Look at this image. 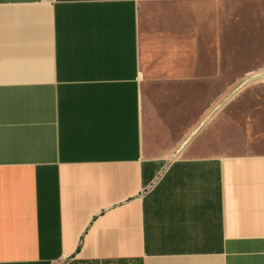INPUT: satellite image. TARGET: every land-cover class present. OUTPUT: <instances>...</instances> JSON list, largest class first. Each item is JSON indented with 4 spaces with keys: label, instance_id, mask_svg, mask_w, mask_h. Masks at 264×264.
<instances>
[{
    "label": "crops",
    "instance_id": "1",
    "mask_svg": "<svg viewBox=\"0 0 264 264\" xmlns=\"http://www.w3.org/2000/svg\"><path fill=\"white\" fill-rule=\"evenodd\" d=\"M263 9L0 0V264H264V90L216 93L264 60L214 67Z\"/></svg>",
    "mask_w": 264,
    "mask_h": 264
},
{
    "label": "rangeland",
    "instance_id": "2",
    "mask_svg": "<svg viewBox=\"0 0 264 264\" xmlns=\"http://www.w3.org/2000/svg\"><path fill=\"white\" fill-rule=\"evenodd\" d=\"M241 17V21L237 19L231 23L222 59L220 62L214 61L215 78L233 73V68L243 59L247 61L245 65L248 62L253 65L264 60V9L262 12H253L252 21L249 15L250 21L248 22L245 12ZM249 79L246 82L248 85L242 81L231 88L216 87V93L264 90V68L261 71H253Z\"/></svg>",
    "mask_w": 264,
    "mask_h": 264
}]
</instances>
